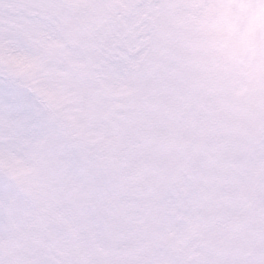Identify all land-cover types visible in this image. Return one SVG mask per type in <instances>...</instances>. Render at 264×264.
Returning a JSON list of instances; mask_svg holds the SVG:
<instances>
[{"label":"snow or ice","instance_id":"obj_1","mask_svg":"<svg viewBox=\"0 0 264 264\" xmlns=\"http://www.w3.org/2000/svg\"><path fill=\"white\" fill-rule=\"evenodd\" d=\"M0 264H264V0H0Z\"/></svg>","mask_w":264,"mask_h":264}]
</instances>
